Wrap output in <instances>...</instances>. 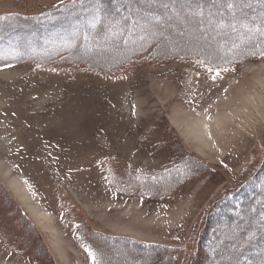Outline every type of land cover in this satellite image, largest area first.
I'll use <instances>...</instances> for the list:
<instances>
[{"label":"rangeland","instance_id":"rangeland-1","mask_svg":"<svg viewBox=\"0 0 264 264\" xmlns=\"http://www.w3.org/2000/svg\"><path fill=\"white\" fill-rule=\"evenodd\" d=\"M58 1L0 0V13ZM106 1L83 9L90 32L98 9L108 21L82 51L108 67L137 50L119 74L0 50V264H264L255 199L236 220L211 218L264 186V54L209 62L264 45V13L243 0Z\"/></svg>","mask_w":264,"mask_h":264},{"label":"trees","instance_id":"trees-1","mask_svg":"<svg viewBox=\"0 0 264 264\" xmlns=\"http://www.w3.org/2000/svg\"><path fill=\"white\" fill-rule=\"evenodd\" d=\"M88 1H96V0H60L53 5L44 6L35 12H20V11L1 12L0 13V50L1 48H4L9 51L8 52L9 56H3L2 59H8L9 62L12 61L18 62L28 59L37 66L63 65L67 63L76 64L85 67L86 69H91L93 71L100 70L101 72L105 71L107 74H112V75L119 74V72L125 70L129 64L137 62L139 59L138 57L140 56V54L137 53V50L133 51L130 54L129 58H125V61L123 59H120V61H118L117 63H113L108 67L106 66L108 65V63L101 65V63L97 64L95 60L93 61L91 60L96 53V52L94 53L92 47H90V49L88 48L87 50L85 49L86 51H82L84 49L85 41H90L91 39H95L97 36L101 35L102 32L105 31V24L108 21V18L106 20L105 16L102 14L101 12L102 10L98 9L97 15L99 21L94 23V25L92 24V26H94V30L90 32L88 29H86L84 27V21H86L85 16L90 12L85 13L83 9L86 8L87 10L88 7L95 6L94 5L95 2L88 3ZM114 1L115 0H107L106 2L110 3L111 5ZM198 1L202 2L203 0H198ZM243 3L249 4V7L245 8L243 11L264 13V3L261 4L260 0H256L254 1V3L252 2V0H243ZM148 7H151L150 2ZM148 7H146V10L149 9ZM239 10L242 11L241 9H237V11ZM143 12L145 13V11ZM257 15L258 13L256 14V16ZM260 18H261L260 16H257L255 18V21H257V19ZM126 20H127L126 18L120 19L119 24L124 23ZM77 21L78 23H75ZM246 22L248 24L249 23L251 24L250 20H247ZM78 28L80 29L82 28L80 31L82 32L81 34L83 36V39H77L76 36L74 37V34L78 32ZM26 32L30 33L31 38L30 37L26 39L23 38L24 37L23 35H25ZM263 35L264 33L254 34V40L257 41L261 40ZM68 40L71 41L68 42ZM147 41L145 42L146 44L145 47L139 48L141 49V51L147 52L148 50H150V46L153 45V40H147ZM49 42H57V43L64 42L67 46L49 49L48 47H46V43ZM67 43L70 44L68 45ZM251 43L252 42H249V40L246 41L245 45L246 46L249 45L247 48L253 45ZM25 47H27V51L29 52V54L23 56L21 49ZM242 47L245 46L240 44L239 49H236L233 55L231 54L226 57L221 56L218 60L212 59L213 61H209V62L211 63V65L214 64L213 66H221L226 64L228 61L231 62L232 60H241L240 58L242 57L241 55L243 54H248L249 56L264 54V45H255L254 48H251L250 50L248 49V52H245L247 50ZM19 50L21 52L20 54H18ZM153 51L154 50L149 51L150 53L148 54V56L150 58H153V54H154ZM178 51L179 49L178 50L176 49V52ZM0 54H2L1 51ZM2 59H0V61H6ZM206 63L207 62H204V65ZM103 67H107V68H103ZM0 187L1 189H3L2 185H0ZM256 188L251 189L249 193L247 192L245 194H242V196L239 197V199L236 201L231 200L232 199L231 197L233 196L226 199H222L220 202V206L216 208L219 210L218 211L219 213L217 215L212 216L211 218L215 219V216H217L215 219L217 220L216 222L218 221L223 223L228 222V220L230 219L239 217L240 215L239 213H241L242 210L247 208L248 205L250 206L252 204L253 199H255L254 204L258 203L259 205L260 209L258 210L263 211L264 186H261V189H256ZM6 194L7 196L9 195L11 197L9 192L6 191ZM230 211H234V213L239 215L233 214L234 215L233 216L230 213ZM247 214L249 217H251V214L249 212ZM219 218L221 219L219 220ZM99 236L100 238H102L104 234L101 233ZM137 243L140 247L143 248H149V246H153V247L160 246L161 248H167V249L175 248V246L173 245L157 243V242H145L139 240L137 241Z\"/></svg>","mask_w":264,"mask_h":264},{"label":"bare ground","instance_id":"bare-ground-1","mask_svg":"<svg viewBox=\"0 0 264 264\" xmlns=\"http://www.w3.org/2000/svg\"><path fill=\"white\" fill-rule=\"evenodd\" d=\"M207 118L204 116L202 119H200V124H201V128H202L201 134H208L209 133L208 128L211 126V123L207 120ZM214 119H215V122H219L218 118H214ZM41 216H43V215H41ZM44 217H46V216H44ZM47 217H48V215H47Z\"/></svg>","mask_w":264,"mask_h":264}]
</instances>
